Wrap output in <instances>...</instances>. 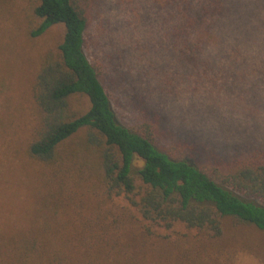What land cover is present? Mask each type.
<instances>
[{
	"label": "rangeland",
	"instance_id": "obj_1",
	"mask_svg": "<svg viewBox=\"0 0 264 264\" xmlns=\"http://www.w3.org/2000/svg\"><path fill=\"white\" fill-rule=\"evenodd\" d=\"M77 2L89 21L87 56L120 123L151 124L166 153L203 167L215 166V158L264 152V32L257 33L260 45L244 43L228 59L218 54L224 43L206 42V52L197 50L195 33L202 22L196 15L203 0ZM35 6V0H0V264L9 261L24 236L51 234L58 244L57 237H66L72 221L96 217L104 204L92 190L72 182L59 215L57 209L49 210L44 169L26 156L34 125L31 85L45 55L56 51L65 35L64 25H56L32 38ZM255 7L264 19V0H255ZM252 22L258 25L256 19ZM214 63L226 68L214 70ZM72 103L77 110L89 107L85 97ZM106 205L119 213L129 209L124 198ZM128 211L137 216L133 208ZM226 228L218 244L193 238L183 225L172 231L155 228L160 237L155 239L163 247L153 250L154 244L143 245L138 235L132 237L128 226L118 241L122 250L109 247L103 257H114L112 264H176L179 256L199 260L192 250L195 244L205 258L212 256L205 264H264V233L235 220H227ZM73 229L88 232L80 222ZM84 237L78 232L74 247L61 245L64 255L82 258L77 252L84 249ZM228 244L233 250L216 253L217 246Z\"/></svg>",
	"mask_w": 264,
	"mask_h": 264
},
{
	"label": "trees",
	"instance_id": "obj_2",
	"mask_svg": "<svg viewBox=\"0 0 264 264\" xmlns=\"http://www.w3.org/2000/svg\"><path fill=\"white\" fill-rule=\"evenodd\" d=\"M35 1L37 24L30 36L38 38L56 25H64L65 35L58 49L45 55L31 85L34 125L26 156L44 169L49 210L57 209L59 215L72 182L92 190L104 204L96 217L72 221L66 237H57L60 249L51 234L24 236L4 264H112L114 257L103 255L109 247L112 252L122 250L118 241L128 226L134 231L132 237L138 235L143 245L154 244L153 250L163 247L155 239L160 238L155 228L172 231L183 225L194 233L193 238L215 244L226 237L227 220L264 233V152L215 158V166L203 167L166 153L151 124L123 125L86 53L89 21L85 10L77 0ZM199 13L197 50L206 52L202 47L206 42L220 43V47L224 43L218 54L230 59L244 43L260 45L257 33L264 32V19L255 0H203ZM243 66H248L245 60ZM212 67L226 68L221 63ZM230 68L234 69L233 64ZM77 97H85L89 107L75 109L72 101ZM117 198H124L137 216L128 208L122 213L107 209L106 204ZM38 214L43 215L40 210ZM78 222L88 232L73 229ZM78 232L85 235L84 249L76 251L82 258L65 256L62 246L74 247ZM179 244L178 239L175 245ZM229 245L217 246L216 253L233 250ZM192 250L199 260L179 256L176 264H205L212 259L205 258L195 244Z\"/></svg>",
	"mask_w": 264,
	"mask_h": 264
}]
</instances>
